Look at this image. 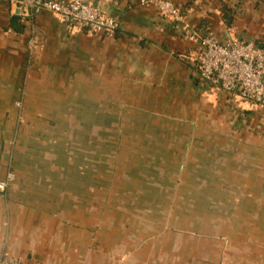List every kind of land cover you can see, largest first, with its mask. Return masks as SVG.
I'll list each match as a JSON object with an SVG mask.
<instances>
[{
  "label": "crops",
  "instance_id": "obj_1",
  "mask_svg": "<svg viewBox=\"0 0 264 264\" xmlns=\"http://www.w3.org/2000/svg\"><path fill=\"white\" fill-rule=\"evenodd\" d=\"M84 1L116 18L114 37L48 12L24 19L0 0V180L16 176L0 193V256L16 264H264L218 232V210L247 209L253 220L264 210V108L205 92L195 44L154 8ZM170 1L221 41H264V0ZM34 29L43 45L31 49ZM79 129L100 147L87 143L80 160L63 153ZM140 145L155 147L148 159L130 154ZM147 160L177 162V172H166V184L110 186L123 162L133 169ZM128 168L130 180L141 177ZM207 178L242 181L210 187ZM212 194L219 198H203ZM197 209L216 213L191 219ZM157 210L166 212L154 220L144 213Z\"/></svg>",
  "mask_w": 264,
  "mask_h": 264
},
{
  "label": "built area",
  "instance_id": "obj_2",
  "mask_svg": "<svg viewBox=\"0 0 264 264\" xmlns=\"http://www.w3.org/2000/svg\"><path fill=\"white\" fill-rule=\"evenodd\" d=\"M139 6L152 7L166 20L179 25L185 41L195 44V62L201 87L205 92H224L248 103L264 108V41L230 37L221 41L213 31L203 33L193 27L185 8L170 0H136ZM10 12L22 18L34 19L42 12L59 17L62 23L87 31L114 37L118 30L116 18L104 13L100 5L84 0H7ZM43 45V38L35 31L31 49ZM21 109L22 102L16 103ZM13 171L0 180V193L6 194L15 182ZM0 264H16L0 256Z\"/></svg>",
  "mask_w": 264,
  "mask_h": 264
},
{
  "label": "rangeland",
  "instance_id": "obj_3",
  "mask_svg": "<svg viewBox=\"0 0 264 264\" xmlns=\"http://www.w3.org/2000/svg\"><path fill=\"white\" fill-rule=\"evenodd\" d=\"M78 119L79 121L85 120L84 119V115L79 114L78 115ZM98 131L95 130V134L97 135ZM150 133L151 135V131H145V134ZM143 137H145L144 135H142ZM149 136V135H148ZM166 136V135H164ZM69 142L64 141L63 143V153L66 152V148L68 149V153H71L69 155H76L79 160L83 158H85L86 156V150H88V147L90 146V144L94 146L95 150L94 152H99V146L96 145V141H97V137H95L93 140L88 138L86 136V131H82L79 129V131L74 130L71 133H69V137L67 138ZM71 143V145H70ZM89 143V146L88 144ZM154 146H146V145H140L137 147H133V153L130 154H136L137 159L142 160V158L144 159H148V154L154 149ZM90 150V147H89ZM112 153H115V149L112 148ZM126 155V157H129V153L125 152L123 153ZM113 155V154H112ZM138 161L136 165H132L134 166V168H128V163L127 161L123 162V165H121L120 170L118 172H116L117 175H119V177H114L111 179L110 182V186L112 187H122L124 185H137L136 183H139V186H144L145 184H147L148 186H152V185H156V180L159 181H163L164 184H166L167 182H169V178L166 175V172H170V170H174L175 172H177V168H178V164L177 162L175 163H166V162H157V161H143L140 162ZM86 164V163H85ZM84 164V165H85ZM209 164V163H207ZM192 165V163H191ZM131 165H129L130 167ZM79 168L83 169L84 166L82 165V163H79ZM129 170V172L133 173V171L138 175L141 176L140 178H132V180H130L128 173L124 170L127 169ZM193 168V166H192ZM192 172L196 173L197 170H193ZM142 177H146L143 178ZM143 180V181H142ZM190 181V183L188 185H194V182H197L198 179L191 177L188 179ZM204 181L207 182L208 186L210 187H215L218 184H222V183H227V185L230 184H234L239 183L241 184L242 179H221V178H207V179H203ZM184 184V178L180 177L179 180V185H183ZM184 197V195H178L179 198ZM192 196H199V195H191ZM225 197V195H223ZM241 197L243 195H240ZM187 197V195H186ZM208 198V201H215L216 198H219V195L217 197V195H207V196H203V198ZM240 197V198H241ZM207 201V200H206ZM175 211V215L177 216H182V210L178 209V210H174ZM136 211H132V213H135ZM149 213V215H153L152 218L157 219L158 217H160V215L162 213L165 214L166 211H162V210H157V211H144V213ZM201 212H207L209 214L208 219L213 218L214 213H216V211L214 209H208L207 211H202V210H193L191 211V219H194L198 216H200ZM234 213L233 211H229L227 209H221L218 210V219H219V223L220 225H218V232L220 233H224L227 232V234H230L233 237V241H235L236 244L238 246V251L239 253H242L243 251L250 252L251 256L252 254H254L255 256V261L258 263H262V260L264 259V210L262 211H256L255 212V216L253 220L250 216L251 211H248L247 209L244 210H239L237 211V215H232ZM231 218H233V220H230ZM249 218V220H248ZM237 219V220H235ZM230 222V224H228ZM242 243V244H241ZM245 245V246H242ZM246 255V254H245Z\"/></svg>",
  "mask_w": 264,
  "mask_h": 264
},
{
  "label": "trees",
  "instance_id": "obj_4",
  "mask_svg": "<svg viewBox=\"0 0 264 264\" xmlns=\"http://www.w3.org/2000/svg\"><path fill=\"white\" fill-rule=\"evenodd\" d=\"M223 12H224V15H225V19L228 23H231L233 21V17L231 15V12L226 8L224 7L223 8ZM198 30L199 31H203V33H208L210 31H212V28L210 25H207V24H199L198 25ZM19 102V101H18ZM17 103V102H16ZM18 108V107H17ZM19 109V108H18ZM20 110V109H19ZM8 192V191H7ZM5 195V194H3Z\"/></svg>",
  "mask_w": 264,
  "mask_h": 264
}]
</instances>
